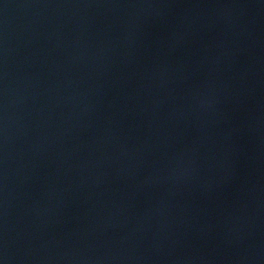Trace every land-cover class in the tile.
<instances>
[{
    "label": "water",
    "instance_id": "obj_1",
    "mask_svg": "<svg viewBox=\"0 0 264 264\" xmlns=\"http://www.w3.org/2000/svg\"><path fill=\"white\" fill-rule=\"evenodd\" d=\"M2 264H264V0H0Z\"/></svg>",
    "mask_w": 264,
    "mask_h": 264
},
{
    "label": "clouds",
    "instance_id": "obj_2",
    "mask_svg": "<svg viewBox=\"0 0 264 264\" xmlns=\"http://www.w3.org/2000/svg\"><path fill=\"white\" fill-rule=\"evenodd\" d=\"M0 264H2V262H0Z\"/></svg>",
    "mask_w": 264,
    "mask_h": 264
}]
</instances>
